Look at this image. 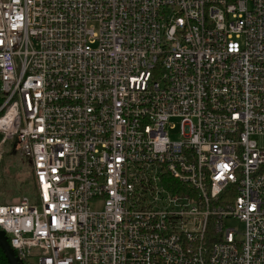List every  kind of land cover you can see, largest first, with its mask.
I'll use <instances>...</instances> for the list:
<instances>
[{
  "label": "built area",
  "instance_id": "2783aa9c",
  "mask_svg": "<svg viewBox=\"0 0 264 264\" xmlns=\"http://www.w3.org/2000/svg\"><path fill=\"white\" fill-rule=\"evenodd\" d=\"M0 98L20 264H264V0H0Z\"/></svg>",
  "mask_w": 264,
  "mask_h": 264
},
{
  "label": "rangeland",
  "instance_id": "374dc122",
  "mask_svg": "<svg viewBox=\"0 0 264 264\" xmlns=\"http://www.w3.org/2000/svg\"><path fill=\"white\" fill-rule=\"evenodd\" d=\"M179 129L178 126L174 129H171L170 136L172 138L179 137ZM8 142L4 143L2 147H7ZM1 147V149H2ZM6 149V148H5ZM15 149L17 150L16 146ZM0 160H1V153H0ZM14 170L8 171V166H2L0 168V203L2 202H9L13 200L15 197L20 196L21 194H28V191L24 190H17L18 187L15 186L13 183H10L9 185L3 184V172H9L12 176V180L15 182H21L24 181L31 176V163L25 158L19 151L17 152V155L15 156V163H14ZM30 187L29 185L25 186L26 189ZM231 223L233 225H237L239 227L242 226V222H240L238 219H232Z\"/></svg>",
  "mask_w": 264,
  "mask_h": 264
},
{
  "label": "trees",
  "instance_id": "16d2710c",
  "mask_svg": "<svg viewBox=\"0 0 264 264\" xmlns=\"http://www.w3.org/2000/svg\"><path fill=\"white\" fill-rule=\"evenodd\" d=\"M1 102V98H0ZM7 147H2L1 149V160H0V168L2 166H8V171H13L14 169V163H15V156L17 155L18 150L15 149V143L16 139H11L7 141ZM6 142V143H7ZM6 148V149H5ZM28 160V159H27ZM29 161V160H28ZM30 162V161H29ZM10 183H13L15 186L18 187L17 190H24L28 191V194L33 195L35 190H36V180H35V175L31 166V176L30 178L21 181V182H15L12 180V176L10 175L9 172H3V184L9 185ZM29 185L31 190L26 189L25 186ZM0 264H9V261L7 259V256L5 254V251L0 244Z\"/></svg>",
  "mask_w": 264,
  "mask_h": 264
},
{
  "label": "water",
  "instance_id": "95a60500",
  "mask_svg": "<svg viewBox=\"0 0 264 264\" xmlns=\"http://www.w3.org/2000/svg\"><path fill=\"white\" fill-rule=\"evenodd\" d=\"M0 244L2 245L9 264H20L8 238L0 230Z\"/></svg>",
  "mask_w": 264,
  "mask_h": 264
}]
</instances>
